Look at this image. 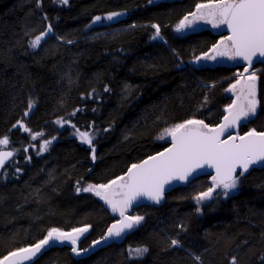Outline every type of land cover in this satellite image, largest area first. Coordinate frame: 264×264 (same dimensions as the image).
Instances as JSON below:
<instances>
[{"label":"trees","instance_id":"1","mask_svg":"<svg viewBox=\"0 0 264 264\" xmlns=\"http://www.w3.org/2000/svg\"><path fill=\"white\" fill-rule=\"evenodd\" d=\"M206 2L39 0L38 6V0H0V137L9 138L0 148L13 151L0 173V259L54 227L90 226L78 240L79 248H86L117 217L90 193H77L79 184L121 177L168 144L153 138L171 123L220 124L231 101L224 89L241 65L227 57L197 67L186 60L210 52L225 36L223 26L183 36L172 31L181 17ZM112 12L123 15L88 26ZM153 24L163 39L151 42ZM48 25L52 33L31 48L30 41ZM254 67L259 68V105L240 133L264 131V61ZM30 98L34 107L25 116ZM61 119L64 123L57 124ZM17 121L43 135L31 139V133L13 128ZM76 129L92 135L91 146ZM45 140L52 143L41 153ZM208 185V175L201 176L165 193L159 204L132 208L130 214L144 216L141 224L85 256L74 257L64 244L27 264H231L232 257L236 264H262L264 165L250 168L235 193L212 198L198 213L192 197ZM172 239L180 246L171 247ZM138 246L149 251L130 258L129 247Z\"/></svg>","mask_w":264,"mask_h":264},{"label":"snow or ice","instance_id":"2","mask_svg":"<svg viewBox=\"0 0 264 264\" xmlns=\"http://www.w3.org/2000/svg\"><path fill=\"white\" fill-rule=\"evenodd\" d=\"M56 2L67 5L69 0H56ZM121 15H123L121 12H112L104 19L112 21ZM101 19L100 16H96L93 23ZM199 21H204L216 29L226 26L230 35L213 45L210 50L211 55L204 53L203 57H197V60H215L217 57H227L229 60L246 61L248 67H251L254 58H264V0H209L208 3L197 4L196 10L184 16L176 26V31L181 32L186 28H191ZM152 27L155 29V34L151 38L153 40L163 39L160 26L153 24ZM51 33L52 26L48 25L45 32L30 41V47H38L42 40ZM67 43L71 44L73 41L69 40ZM248 67L244 69L245 72H248ZM240 76V79H237L226 89L228 92L235 93L237 86H240V94L224 109L226 115H224L222 123L210 127L203 120L188 119L170 128H165L158 139L170 137L171 147L148 157L139 164L131 165L125 176L117 177L109 184H89L83 188L77 186V193L81 191L93 193L100 197L113 213L119 215V219L107 229L106 235L101 240L94 241L93 246L100 244L102 240L119 238L139 226L144 220V216L129 215V210L145 198L159 204L164 199L165 191L173 182H187L200 170L214 169L215 175L211 177V186L207 191L200 192L193 197L199 205L204 201L211 200L214 193L217 196L228 197L238 188L240 178L249 170L250 166L264 163V131L257 132L255 129H251L244 135H239V133L233 135L230 131V129L238 128L241 123L255 117L259 105L255 72L247 77H244L243 74ZM105 91H110V89L105 87ZM34 103L31 99L29 100V110L34 107ZM79 110L77 109V111ZM27 115L28 112H25V116ZM56 123L62 124L64 121L61 119ZM17 127L24 132L31 133V130L21 121H17L13 125V128ZM73 127L75 126L73 125ZM76 132L83 143L92 145L93 138L89 132H81L79 129H76ZM226 133L227 135H225ZM42 135L43 133H31V139L36 140L38 136ZM222 137L224 138L222 139ZM51 143L52 140H45L39 151L41 153L46 151ZM8 144L7 136L0 137V146ZM91 151L92 159L95 160V148L92 147ZM12 156L13 152L11 151H0V168H3L6 161ZM217 189L221 191L217 192ZM117 196L119 199L115 198ZM197 212H200L199 207ZM89 227L73 228L70 232L52 228L37 244L9 253L0 259V264H20L21 261L31 260L45 246L54 242H69L72 246L71 251L79 256L82 252L90 250L77 247L80 236L88 232ZM181 227L183 228L182 225ZM180 243L179 240L172 239L170 246L179 247ZM148 251V248L144 246L129 247L128 255L130 258H140ZM195 259L199 261L200 257L196 256ZM261 261L264 264V257H261ZM231 264H236L235 257H232Z\"/></svg>","mask_w":264,"mask_h":264},{"label":"rangeland","instance_id":"3","mask_svg":"<svg viewBox=\"0 0 264 264\" xmlns=\"http://www.w3.org/2000/svg\"><path fill=\"white\" fill-rule=\"evenodd\" d=\"M206 3H208V2H206ZM196 10V7L194 8V10L193 11H195ZM192 11V12H193ZM108 15V14H107ZM107 15H104V16H100L102 19L100 20V21H97V22H95V23H93V20L89 23V25L88 26H93V25H96L97 23H109L110 21L109 20H106V19H104V17H106ZM188 15V14H187ZM186 16V15H185ZM184 18V16L183 17H181L175 24H174V26H173V28H172V31H173V33L174 34H176V35H179V36H183V35H186V34H188V33H190V32H193L194 30H197V29H199V28H203V27H210V28H212V26L210 25V24H207V23H205L204 21H199V22H197L196 24H194L191 28H186L185 30H183V31H181V32H177L176 31V26L180 23V21L182 20ZM190 19H191V17H189ZM94 19V18H93ZM155 34V30L151 33V36H150V41L151 42H154V41H156V39L155 40H153L151 37L153 36ZM225 36H223L222 38H224ZM222 38H220V40L222 39ZM219 40V41H220ZM207 53H209L210 55L212 54L211 52H207ZM204 55V54H203ZM197 57H202L201 55H199V56H195V57H193V58H190V59H188V60H186V62L189 64V65H192V66H195V67H197L198 65H203V64H214L215 62H217V60H219V59H222V57H217L215 60H209V59H200V60H197ZM182 62V61H181ZM239 63V62H238ZM255 66V65H254ZM252 67L248 72H246L243 76L244 77H247L249 74H251L252 72H255V74H256V93H257V80H258V71H259V68H255V67ZM241 67L243 68V66L241 65ZM242 68H239V69H236L235 70V72H234V80L232 81V82H230L229 83V85L227 86V88L226 89H228L232 84H234L235 82H236V80L237 79H240L241 78V76H240V74H242ZM242 83H243V81H242ZM226 89H224V92L226 93V94H229L230 96H231V101H230V103L228 104V105H230L231 103H232V101L233 100H235L236 99V96L238 95V94H240V86H237V89H236V92L235 93H232V92H228V91H226ZM32 101H34L32 98H30ZM227 105V106H228ZM227 106H225V107H223V111H224V109L227 107ZM25 112H28V114L30 113V110L29 109H26L25 110ZM224 115H226V113H225V111H224ZM224 115H223V117H224ZM188 120V119H187ZM197 120H199V119H197ZM185 120H183V121H179V122H175V123H171L170 125H168V126H166V127H163L162 129H160L158 132H157V134L154 136V140L155 141H157V142H159V143H166V142H170V140H171V138L170 137H165L164 139H158V137L161 135V133L163 132V130L165 129V128H170V127H172V126H174L175 124H177V123H182V122H184ZM223 122V118H222V120H221V123ZM248 122V121H247ZM247 122H243V123H241V124H244V123H247ZM239 127L238 128H235L234 129V131L232 132V134L233 135H235V134H237V133H239V135H241L242 133H240L239 132ZM251 129H248L247 131H245V132H248V131H250ZM244 133V132H243ZM225 135H227V133L225 134ZM222 138H224V137H222ZM122 176H124V175H122ZM211 175H208V183H209V185H208V187L204 190V191H207V189L211 186V184H212V180H211ZM113 180H115V179H113ZM112 181V180H111ZM111 181H109V182H106V183H100V184H94V183H81V184H79L78 186L80 187V188H83V187H86L87 185H89V184H93V185H101V184H109ZM238 187H239V185H238ZM238 190V188L235 190V191H233L232 193H230V194H233V193H235L236 191ZM117 191H119V189H117ZM204 191H201V192H204ZM217 192H220L221 190L220 189H217L216 190ZM88 193H90L93 197H95V198H97L98 200H100V201H102L104 204H105V202L102 200V199H100V197H97L96 195H94L93 193H91V192H88ZM200 193V192H199ZM199 193H197L196 195H198ZM196 195H194V196H196ZM193 196V197H194ZM193 197H192V200H193V202L196 204V206H197V208L199 207L200 208V206L203 204V203H206V202H208V201H204L203 203H201V204H197V202L193 199ZM214 197H218V198H221V199H225L226 197H224V196H217L215 193L213 194V198ZM116 199H119V197H115ZM105 206H107L108 207V209L111 211V208L108 206V205H106L105 204ZM112 212V211H111ZM113 213V212H112ZM114 214H116V217L118 218V216H117V213H114ZM131 215H137V214H135V213H131ZM140 216H142V215H140ZM55 228V227H54ZM50 229H52V228H50ZM49 229V230H50ZM57 229H59V228H57ZM48 230V231H49ZM47 231V232H48ZM47 232H46V234H45V236L47 235ZM112 240H118L119 238H115V237H113V238H111Z\"/></svg>","mask_w":264,"mask_h":264},{"label":"water","instance_id":"4","mask_svg":"<svg viewBox=\"0 0 264 264\" xmlns=\"http://www.w3.org/2000/svg\"><path fill=\"white\" fill-rule=\"evenodd\" d=\"M223 29H224V31H225V33H226V37H227L228 35H230V32H229V30L227 29L226 26H224ZM237 60H238V62L243 66V68H242V74L244 75V74L246 73V72L244 71V69H245L246 67H248V64H247L246 61L239 60V59H237ZM262 61H264V58H259V57L254 58L251 67H248V71H249L254 65H256L257 63L262 62ZM181 65H183V62H181ZM243 135H244V134H243ZM222 139H223V138H222ZM169 147H171V140H170V142H168V144H167L165 147H163L162 149H160V150H158V151H156V152H154V153H152V154H150V155H148V156H146V157H144V158L138 160V161L135 162L134 164H139V163H141L142 161H144L145 159H147L148 157L153 156V155H156V154L159 153V152H163L165 149H167V148H169ZM0 151H6V152H7V151H11V152H13L12 150H10V149H8V148H0ZM92 156H93V155H92V152H91V155H90V159H91V160H93V159H92ZM12 157H13V156H12ZM12 157H10V158L6 161L5 166L10 162V160H11ZM132 165H133V164H132ZM261 165H264V163L256 164V165H252V166H250V168H252V167H259V166H261ZM5 166H4V167H5ZM4 167H3V168H4ZM130 167H131V166H130ZM3 168H0V173H1V171H2ZM250 168H249V169H250ZM127 170H128V169H127ZM127 170H126L125 174L127 173ZM237 171L239 172L240 170L238 169ZM125 174H124V175H125ZM205 175H211V176H213V175H215V170L212 169V168H207V169L200 170V171L196 172L193 176H191V177L189 178V180H188L187 182H173V184H172L170 187L167 188V190L165 191V193H167V192L173 190L174 188H177V187H180V186H184V185L190 183L192 180H194V179H196V178H198V177H201V176H205ZM142 204H145V205H155L156 203H154L153 201H149V200H147V199L145 198V199H141V200H140L138 203H136L132 208H134V207H136V206H139V205H142ZM132 208H131V209H132ZM131 209H130V210H131ZM130 210H129V211H130ZM128 214H129V213H128ZM117 215H118V213H117ZM129 215H131V214H129ZM118 219H119V215H118L117 220H118ZM117 220L112 221V222L108 225V227L106 228V230H105V232L103 233V235H102L100 238H98V239H96V240H94V241L101 240V238L104 237V236L106 235L107 229H108L113 223H115ZM66 232H70V231H66ZM42 239H44V237H43ZM42 239H40V240H42ZM40 240H38L37 242H35V243L31 244V245L25 246V247H23V248L32 247V246H34L35 244H37ZM94 241H92V242H91L86 248H83V249H90V250H89L88 252H82V254L79 255V256H85V255L89 254V253H90L91 251H93L95 248H97V247H99V246H102V245L108 243V242L110 241V239H108V240H106V241L102 240L100 244H97V245H94V246H93V242H94ZM64 244L70 246V253H71L74 257H78L76 254H74V253L71 251V247H72V246H71V244H70L69 242H67V241H65V242H63V243H61V242H54V243H51L49 246H45V248H43V249L41 250V252H43L44 250L49 249V248L62 246V245H64ZM77 247L79 248V246H78V242H77ZM79 249H81V248H79ZM16 251H18V250H16ZM13 252H14V251H13ZM41 252H40V253H41ZM40 253H38L37 255H39ZM7 255H8V254H7ZM7 255H6V256H7ZM37 255H36V256H37ZM36 256H35V257H36ZM33 258H34V257H33ZM33 258H32V259H33ZM32 259H31V260H32ZM29 261H30V260L21 261L20 264H27Z\"/></svg>","mask_w":264,"mask_h":264},{"label":"flooded vegetation","instance_id":"5","mask_svg":"<svg viewBox=\"0 0 264 264\" xmlns=\"http://www.w3.org/2000/svg\"><path fill=\"white\" fill-rule=\"evenodd\" d=\"M230 131H233L232 129H230ZM118 197V196H117Z\"/></svg>","mask_w":264,"mask_h":264},{"label":"bare ground","instance_id":"6","mask_svg":"<svg viewBox=\"0 0 264 264\" xmlns=\"http://www.w3.org/2000/svg\"><path fill=\"white\" fill-rule=\"evenodd\" d=\"M240 129V128H239ZM241 133H243V132H241Z\"/></svg>","mask_w":264,"mask_h":264}]
</instances>
